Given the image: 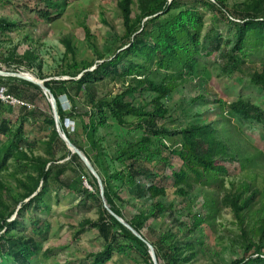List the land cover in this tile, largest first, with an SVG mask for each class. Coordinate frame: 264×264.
I'll return each mask as SVG.
<instances>
[{
	"label": "rangeland",
	"instance_id": "obj_1",
	"mask_svg": "<svg viewBox=\"0 0 264 264\" xmlns=\"http://www.w3.org/2000/svg\"><path fill=\"white\" fill-rule=\"evenodd\" d=\"M121 1L0 0V86L28 105L0 103V125L9 122L6 134L0 130V160L9 154L0 167V235L7 230L35 241L39 252L32 264H92L107 244L93 224L104 210L111 212L109 199L124 229L134 235L131 224L139 228L134 236L143 245L114 227L116 248L105 264H171L175 247L182 253L175 256L177 264H233L264 256V92L252 83L264 72V38L255 42L252 36L243 51L233 52L241 15L264 16V0H131V29L137 34L147 21L144 13L162 3L174 1L173 12L192 9L203 18L193 75L179 78L147 66L144 76L168 89L161 100L168 114L160 127L179 131L216 121L237 161L228 165L230 174L218 188L193 185L191 191L171 177L180 162L170 157L164 163L166 153H156L166 141H142L147 136L136 118L125 117L119 126L107 116L105 126L90 133L83 126L86 117L61 122L53 97L42 88L53 82L63 112L83 114L137 86L136 75L90 79L82 91L75 84L86 71L121 56L133 39ZM231 53L237 62L231 63ZM155 96L136 92L124 101L152 111ZM237 101L259 108L261 120L232 112L229 106ZM131 165L139 171L135 179ZM151 185L164 193L153 196ZM239 194L255 195L245 211L236 214L222 205ZM157 204L164 211L158 213ZM11 262L7 255L0 259Z\"/></svg>",
	"mask_w": 264,
	"mask_h": 264
},
{
	"label": "trees",
	"instance_id": "obj_2",
	"mask_svg": "<svg viewBox=\"0 0 264 264\" xmlns=\"http://www.w3.org/2000/svg\"><path fill=\"white\" fill-rule=\"evenodd\" d=\"M216 4L219 9L227 12L222 2L219 1ZM130 6L131 0H122L120 10L127 34H134L135 32L131 29ZM175 8V2L172 1L166 5L163 3L158 4L150 11L145 12L143 17H145L144 19L147 18V21L143 24L142 30L133 35V39L127 44L121 56L102 63L94 71H86L80 79L75 81L76 89L82 91L89 89L87 82L90 79L103 81L107 78L116 79L120 76L127 78L136 75L140 78L136 87H129L124 93L113 97L110 101L101 100L92 105L90 111L83 114H75V112L67 114L62 110L54 85H52L53 82L46 81L44 85L55 98L57 116L61 122L66 119L73 120L76 117H86L89 122L84 123V128L90 133H95L99 127L105 126L107 116L116 121L119 126L124 125L125 117H134L138 120V128L142 129L147 136L142 141L148 140L150 142L148 138L153 137L163 138L166 141L161 144V149L156 151L160 157L166 153L165 158L161 157L164 163L170 157L180 162L179 169L174 170L171 175L175 185L186 186L189 191L193 190V185L218 188L219 185L221 186V178L230 174L228 165L236 160L231 155L230 145L223 137L219 127L216 126V121L192 125L179 131H169L160 127L159 122L164 120L168 114V110L161 101L162 97L167 94L168 89L144 78L147 66H154L166 73L178 74L179 78L193 75L198 68L203 18L196 10L181 9L173 12ZM241 16L243 20L238 24L237 41L233 52L243 51L252 36H256L254 41L264 38V16L257 17L250 14ZM129 57L141 62L135 63V61L127 59ZM229 59L231 63L237 62L233 53L229 55ZM119 66H121L122 71ZM252 83L264 92V72L255 74L252 77ZM145 91L156 94L152 100V111L135 108L124 101L126 95ZM229 108L246 120H261L263 116L260 109L249 102L237 101L232 103ZM0 130L3 134L9 131L7 120L1 122ZM145 148L142 147L140 152H144ZM8 158L9 154L7 153L0 160V167L5 165ZM246 163H249V161H246ZM239 166V169H245L243 163H240ZM130 168L135 179L139 171L133 165ZM245 189L247 190L248 187ZM149 191L152 192L153 196L164 193V190L157 187V185H151ZM179 193L186 194L182 189ZM254 197L255 195L243 199L241 194L233 195L230 198H224L222 205L231 208L238 214L249 207ZM36 200L40 201L37 197ZM108 203L111 205L113 214L108 210H104L99 221L93 224L107 244L104 251L94 256L92 264H105L110 259L116 248L114 244L117 242L116 236L111 232L114 227L123 230L126 239L143 245L141 239L124 229L119 223L118 219L122 217L112 201L108 199ZM155 209L158 213H161L165 207L157 204ZM131 227L139 233V228L136 225L131 224ZM8 232L6 230L3 235H0V259L7 255L11 257L12 262L10 264H32L39 252L35 241L8 235ZM262 236H264V226L262 227ZM179 250L177 247L173 249L174 256L169 252L168 260L171 264H177L176 262L179 259L175 256L182 254ZM157 258H159V255H157ZM233 264H264V256L258 255L254 259L240 260Z\"/></svg>",
	"mask_w": 264,
	"mask_h": 264
},
{
	"label": "built area",
	"instance_id": "obj_3",
	"mask_svg": "<svg viewBox=\"0 0 264 264\" xmlns=\"http://www.w3.org/2000/svg\"><path fill=\"white\" fill-rule=\"evenodd\" d=\"M0 103L7 104L9 106H28L26 103L14 98L8 94L6 88L0 86Z\"/></svg>",
	"mask_w": 264,
	"mask_h": 264
},
{
	"label": "water",
	"instance_id": "obj_4",
	"mask_svg": "<svg viewBox=\"0 0 264 264\" xmlns=\"http://www.w3.org/2000/svg\"><path fill=\"white\" fill-rule=\"evenodd\" d=\"M42 88H43L45 91H47V92L53 97V95H52L51 92L45 87V85H42ZM53 100H54V105L56 106V101H55V98H54V97H53ZM130 230L134 233V235L137 236V233H136L132 228H130Z\"/></svg>",
	"mask_w": 264,
	"mask_h": 264
}]
</instances>
